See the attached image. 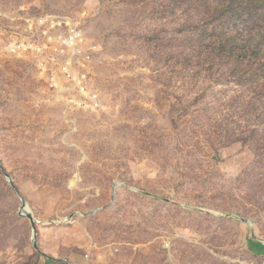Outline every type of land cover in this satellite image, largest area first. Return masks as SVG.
I'll list each match as a JSON object with an SVG mask.
<instances>
[{"label":"rangeland","instance_id":"374dc122","mask_svg":"<svg viewBox=\"0 0 264 264\" xmlns=\"http://www.w3.org/2000/svg\"><path fill=\"white\" fill-rule=\"evenodd\" d=\"M227 2L0 0V160L51 257L0 170V264H264V86L214 50L242 47ZM44 16L97 47L103 109L11 51Z\"/></svg>","mask_w":264,"mask_h":264},{"label":"built area","instance_id":"2783aa9c","mask_svg":"<svg viewBox=\"0 0 264 264\" xmlns=\"http://www.w3.org/2000/svg\"><path fill=\"white\" fill-rule=\"evenodd\" d=\"M24 32L22 40L11 44L14 54L51 62L56 68L51 87L63 94L69 106L86 111L103 109L90 78L97 47L88 44L79 25L68 18L35 17L27 20Z\"/></svg>","mask_w":264,"mask_h":264},{"label":"trees","instance_id":"16d2710c","mask_svg":"<svg viewBox=\"0 0 264 264\" xmlns=\"http://www.w3.org/2000/svg\"><path fill=\"white\" fill-rule=\"evenodd\" d=\"M227 1L220 18L230 17L233 26H240L242 47L233 48L236 37L223 35L214 50L221 54L217 55L219 59H232L234 64L247 67L250 80H256L255 84L262 81L264 86V0Z\"/></svg>","mask_w":264,"mask_h":264},{"label":"water","instance_id":"95a60500","mask_svg":"<svg viewBox=\"0 0 264 264\" xmlns=\"http://www.w3.org/2000/svg\"><path fill=\"white\" fill-rule=\"evenodd\" d=\"M0 170H1V173L3 174V176L5 177V179L7 180L8 184L10 185V187L13 188V190L16 192V194L18 195V197L20 198V200L22 202V206L20 208V215L22 217H26L31 223V226H32V242H33V246H34L35 250L37 252H39L40 254L44 255L45 257L51 258L47 254L42 252L41 249L39 248V245H38L39 231H38V227H37V219L30 212L26 200L24 199L23 195L21 194V192H20L19 188L17 187V185L15 184V182L12 180L11 176L5 171L4 167L2 166L1 160H0ZM118 187H119V184L114 185L113 201L115 199L116 189ZM67 263L70 264L69 262H67Z\"/></svg>","mask_w":264,"mask_h":264}]
</instances>
